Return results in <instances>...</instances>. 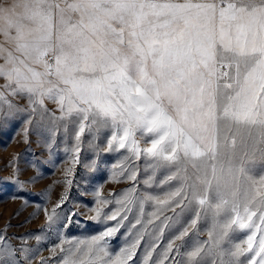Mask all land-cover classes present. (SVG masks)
Here are the masks:
<instances>
[{
	"label": "snow or ice",
	"instance_id": "snow-or-ice-1",
	"mask_svg": "<svg viewBox=\"0 0 264 264\" xmlns=\"http://www.w3.org/2000/svg\"><path fill=\"white\" fill-rule=\"evenodd\" d=\"M0 34L10 45L0 46L8 90L0 91V119L19 111L8 96H27L33 112H47L45 100L54 101L60 112L54 120L67 127L78 122L77 154L86 130H111L106 152L126 150L129 165L143 157L153 169H175L161 184L179 187L164 198H144L159 212L149 215L170 226L190 206L198 210L160 264L209 213L208 239L197 237L181 264H264V171L258 174L255 163L264 169V0H5ZM14 182L20 184L18 176ZM66 198L51 215L45 209L50 223ZM135 202V189L125 192L107 217L117 227L61 246L67 252L61 264H130L141 239L115 257L108 239ZM140 207L143 216V202ZM168 208L173 215L163 216ZM104 210L95 209L93 219ZM142 224L137 219L132 229ZM236 228L250 235L229 247ZM30 252L0 236V264H24Z\"/></svg>",
	"mask_w": 264,
	"mask_h": 264
},
{
	"label": "rangeland",
	"instance_id": "rangeland-1",
	"mask_svg": "<svg viewBox=\"0 0 264 264\" xmlns=\"http://www.w3.org/2000/svg\"><path fill=\"white\" fill-rule=\"evenodd\" d=\"M4 2L0 0V3ZM0 46L10 47L2 34ZM3 63L0 57V64ZM5 83V78L0 77V91L7 94L8 90L3 87ZM8 99L19 111H14L8 121L0 119V236H6L7 241L17 249L31 250L24 264H41V261L43 264H61L63 255L67 254L66 251L61 254V246L67 250L70 246L74 247L69 242L90 240L108 228L117 227V221L107 217L116 211L118 205L115 201L131 189H135L136 202L129 206L131 211L125 213L129 219L108 239V249L115 257L121 249L141 239L130 264H145L149 251L153 253L149 264H160L169 242L190 225L198 210V206H190L179 217H174L169 222L170 226H165L163 218L156 221L149 215L153 212L159 215V212L154 201H145L144 198L149 195L164 198L167 192L179 187V183L170 186L161 184L175 169H153L143 157L140 160L133 158L129 165L124 162L129 155L126 150L106 152L111 130H86L77 154L75 132L78 122L67 127L66 120H54L60 115L54 101L45 100L47 112L39 108L33 112L27 96H8ZM137 139L141 147L147 146V139H141L139 135ZM121 163L124 167L118 168ZM255 163L258 174L264 171L259 160ZM128 168L131 170L123 174ZM132 172H136L135 181L129 179ZM17 176L19 185L14 182ZM149 177H153L151 185L145 183ZM63 196L67 198L57 208V216L50 223L45 209L51 215L53 207ZM104 200L109 201L107 206L103 205ZM101 207L105 209L101 217L93 219L95 209ZM172 215L171 208L163 213V216ZM137 219H142L143 224L133 230L132 225ZM149 219L153 220L152 225H148ZM254 219L259 223L258 217ZM211 224V213L207 220L201 217L196 232L185 237L186 244L180 247L179 252L171 253L172 259L167 264L185 261L186 253L192 250L197 237L200 241L208 239ZM144 225H148L147 230ZM161 228L164 229L163 234ZM248 235L250 232L247 229H234L228 246L243 244ZM37 237L40 239L37 240ZM181 243L176 241L178 246ZM153 244L157 246L154 251Z\"/></svg>",
	"mask_w": 264,
	"mask_h": 264
}]
</instances>
